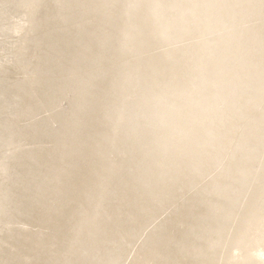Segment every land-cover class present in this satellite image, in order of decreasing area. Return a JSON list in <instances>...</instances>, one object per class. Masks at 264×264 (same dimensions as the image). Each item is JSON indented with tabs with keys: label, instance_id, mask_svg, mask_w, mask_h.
<instances>
[{
	"label": "bare ground",
	"instance_id": "6f19581e",
	"mask_svg": "<svg viewBox=\"0 0 264 264\" xmlns=\"http://www.w3.org/2000/svg\"><path fill=\"white\" fill-rule=\"evenodd\" d=\"M0 264H264V0H0Z\"/></svg>",
	"mask_w": 264,
	"mask_h": 264
}]
</instances>
